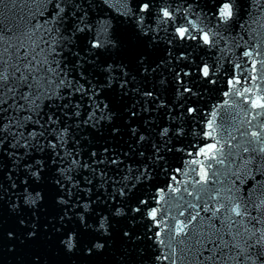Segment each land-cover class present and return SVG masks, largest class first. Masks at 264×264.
<instances>
[{
  "label": "snow or ice",
  "instance_id": "6c2138e0",
  "mask_svg": "<svg viewBox=\"0 0 264 264\" xmlns=\"http://www.w3.org/2000/svg\"><path fill=\"white\" fill-rule=\"evenodd\" d=\"M108 3L0 0V158L5 165L0 200L23 229L8 231L7 238L38 243L43 229L54 232L67 253L91 256L115 246L116 226L127 218L128 225L149 221L145 234L127 226L119 236L123 243L150 241L156 249L151 264H264V198L253 199L247 189L250 180L264 195V138L242 132L254 140L233 146L237 137L231 129L238 130L239 115L233 106L225 100L209 113L195 106L205 88L217 84L222 69L231 74L226 83L234 90L241 83L235 70L242 65L223 68V61L229 40L240 47L243 36L232 33L237 27L247 31L244 9L252 5L248 0H120L121 19L114 25L116 18L106 15ZM255 6L256 17H264V3L256 0ZM253 23L264 26L260 19ZM161 44L167 55L154 60L150 53ZM260 46L257 40L253 48ZM170 87L176 104L164 96ZM251 91L245 87L235 94L243 98ZM129 96L138 97L126 106L130 117L164 111V122L140 132L130 129L135 143L146 144L151 155L139 151L144 159L134 167L107 147L99 156L84 153L78 133L104 126L118 133L113 97L123 102ZM262 101L253 99L251 107L264 109ZM258 116L264 112L252 119ZM185 117L192 125L187 132ZM218 117L228 137L224 143L217 139ZM201 121L204 126L196 131ZM189 134L215 143L198 148L196 156L203 160L172 167L170 153L192 156V145L184 144ZM160 175L168 178L165 187L152 183ZM49 200L55 214L42 224L37 213ZM137 254L143 257L144 250ZM33 264H40L39 257Z\"/></svg>",
  "mask_w": 264,
  "mask_h": 264
},
{
  "label": "water",
  "instance_id": "95a60500",
  "mask_svg": "<svg viewBox=\"0 0 264 264\" xmlns=\"http://www.w3.org/2000/svg\"><path fill=\"white\" fill-rule=\"evenodd\" d=\"M252 5L251 8H245L244 12L246 14V20L248 25H251V28L246 25V29L242 30L236 28L232 36L237 38V33L240 36H243V40H240V47H232V41H228V51L226 52V58L223 61V68H230L235 63H240L242 65L241 69H236L235 73L239 77L241 83L236 85V90L243 91V88H250L252 91L246 93L245 97H240L235 94V91L230 85L226 82L231 78V74L224 75L223 69L221 73L218 74V82L215 85H208L204 90V95L201 98L198 106L200 109H203L205 113H209L213 110V106L223 103L227 100L230 105L233 106V114L239 113L237 116L238 130L237 128L231 129L232 134L237 137V140L233 141V146L237 142H243L247 140H254L251 136H242V132L251 133L253 131L259 132L261 137L264 138V128L259 127L261 123H264V116H258L257 119H252V116L257 115L259 112H264V109H253L251 107V101L257 97H264V64L261 61H264V26H261V23H253L254 20L260 19L264 23V17H256V0H248ZM264 3V0H261ZM106 9V15L111 18L115 17L113 24L115 25L116 20L121 19L119 12L122 10L120 0H109V3L104 6ZM251 13V15H248ZM252 29H255L253 31ZM255 37V39H253ZM260 42V48L254 49L253 45L256 41ZM244 41H247L245 43ZM223 47V43H222ZM248 50L253 51V57H243L242 52ZM260 51V56H255V51ZM151 57L154 60H158L166 57L167 53L165 52L164 45L161 46L150 53ZM255 60V67L252 66V61ZM91 72H89V75ZM255 76L256 79L252 80L251 78ZM198 87H203L198 83ZM211 89V90H208ZM162 91V90H161ZM224 92H229L228 96L224 95ZM166 100H171L173 104L179 102L177 94L170 87L167 92L164 93ZM115 100V105L117 108L118 116L114 120L115 127L119 128V132H113L111 126H104L100 130H90L83 129L81 133H78L82 137L81 145L83 146V152L87 153L90 151H96L98 156L103 153L105 147L108 148L109 154H116L120 156V159L124 160L126 163H132L133 166H137L135 162L142 161L144 158L139 157L137 153L141 150L145 151V157L151 155V148L146 146V144L137 145L135 143V138L131 135L130 129L136 128L138 132L147 128H151L152 123L160 124L166 119L164 111H153L150 113H138L136 117H130L128 115L127 105H131L133 99H138V97L125 99L121 102L119 99L113 97ZM195 99V97L193 98ZM245 99L248 101L245 103ZM264 102V101H262ZM227 106H225V109ZM225 109H221L220 112L223 113ZM245 113H248L245 116ZM206 119H210V116H206ZM151 121V123L145 125V121ZM251 120V123L248 121ZM243 121V123H239ZM185 131L187 132L189 127L192 125L188 122V118L185 117L184 121ZM220 119L218 117L216 122L217 130L219 128ZM203 121L199 125H196V131H199L203 127ZM146 136H149V139H155L154 133L150 134L148 131H144ZM227 133L220 131L217 139L220 140V143H224L227 139ZM205 143H215V140H203L202 138L195 137L189 134L186 139H184V144H191L189 151L192 152V156H187L186 154L172 152L168 155V162L172 167H181L186 168L188 165L185 164V161H190L192 159H201L203 157H197L196 153L198 148ZM227 150V146H226ZM124 153H128L127 156H124ZM183 156V159L181 157ZM103 168V165L100 166ZM123 168V165H121ZM191 167H198V165H191ZM4 170L5 165L0 158V184L4 182ZM87 174V173H86ZM111 174V170H110ZM22 178V177H21ZM168 178L164 175H160L158 178H155L152 183L160 187H165V181ZM178 179L184 180L186 177L179 175ZM247 189L251 192L253 199L259 200L264 198L262 195L261 188H253L252 182L249 180L247 182ZM142 191V190H141ZM155 191V188L152 189ZM55 214V208L52 205L51 200L45 205L44 208L37 213L41 217L40 223H45V218L51 220ZM27 215V213H26ZM149 221H138L135 225H128L127 218L121 220L116 226L117 235L115 237V246L110 249H106L105 252L101 254H93L91 256H86L81 251H76L75 253H67L64 251L59 244L56 234L52 231L45 232L41 229V239L38 243H28L21 244L19 240H11L7 238L6 233L8 231H14L16 233H22L23 229L18 224L16 219V214L11 211L4 209L2 200H0V264H33V261L36 257H39L40 264H151V258L153 253L156 251L152 247L151 242L147 239H142L136 242H126L123 243L120 239L119 232L121 228L130 227L134 234H145L146 228L145 225ZM211 247V245H209ZM143 249L144 256H140L137 253ZM208 252H205L204 255H208ZM203 259V257H201Z\"/></svg>",
  "mask_w": 264,
  "mask_h": 264
}]
</instances>
